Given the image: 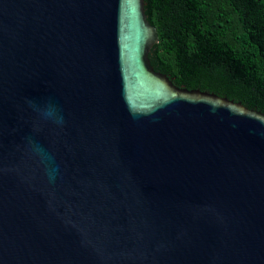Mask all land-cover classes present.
Masks as SVG:
<instances>
[{"label": "water", "instance_id": "95a60500", "mask_svg": "<svg viewBox=\"0 0 264 264\" xmlns=\"http://www.w3.org/2000/svg\"><path fill=\"white\" fill-rule=\"evenodd\" d=\"M157 43L144 0H0V264H264V113Z\"/></svg>", "mask_w": 264, "mask_h": 264}, {"label": "trees", "instance_id": "16d2710c", "mask_svg": "<svg viewBox=\"0 0 264 264\" xmlns=\"http://www.w3.org/2000/svg\"><path fill=\"white\" fill-rule=\"evenodd\" d=\"M144 10L156 72L264 113V0H144Z\"/></svg>", "mask_w": 264, "mask_h": 264}, {"label": "clouds", "instance_id": "9594fccd", "mask_svg": "<svg viewBox=\"0 0 264 264\" xmlns=\"http://www.w3.org/2000/svg\"><path fill=\"white\" fill-rule=\"evenodd\" d=\"M42 115L46 119L53 120L57 124H63V117L58 114L57 108L51 104H49L47 108L42 111Z\"/></svg>", "mask_w": 264, "mask_h": 264}]
</instances>
